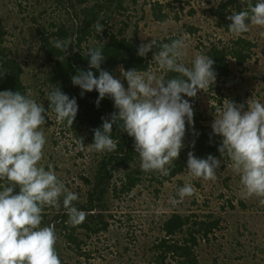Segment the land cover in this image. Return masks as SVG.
<instances>
[{"label":"clouds","instance_id":"clouds-1","mask_svg":"<svg viewBox=\"0 0 264 264\" xmlns=\"http://www.w3.org/2000/svg\"><path fill=\"white\" fill-rule=\"evenodd\" d=\"M227 19L232 21L228 30L235 36L247 33L250 25L264 29V0L232 12ZM94 27L96 33L104 29L99 21ZM259 35L264 38V31ZM51 43L64 52L72 44L67 40ZM153 46V40L141 43L137 54L146 56ZM188 47L187 38L179 37L163 43L153 53L152 60L159 71L176 74L169 79L151 70L121 69L127 88L120 79L101 68L105 59L102 49H88L89 70L79 71L71 78L72 83L81 88V95L96 90L99 93L97 106L108 96L118 110L111 113L110 119L102 117L103 123L93 130L94 142L88 144V150L115 151L118 142L111 133L113 125L122 121L123 131L134 138L141 170L169 174L166 166L179 158L184 147L185 121L193 123V108L182 94L195 97L199 90L207 91L216 80L214 60L210 56L195 54L190 67L184 62ZM91 69L99 71L98 77ZM31 95L30 90L27 95L19 91H0V264H61L55 248V226H41L45 207L59 209L63 197L67 223L72 226L81 224L87 215L75 207L73 202L79 199L78 195L58 178L53 166L49 164L46 170L39 163L46 143L41 126L46 123L47 110ZM46 98L56 113V120L73 126L78 112L76 98H70L58 87L48 91ZM211 127L213 134L222 137L218 151L222 157L227 155L231 169L240 178V197L258 198L259 204L264 206V103L249 99L245 110L244 104L237 105L226 99L222 105L215 106ZM79 150H85L81 138ZM220 165L221 161L210 154L202 159L188 153L187 169L191 177L214 181ZM17 186L19 192L15 193ZM195 192L194 186L186 183L178 189V196L183 200ZM170 202L178 201L170 198Z\"/></svg>","mask_w":264,"mask_h":264},{"label":"rangeland","instance_id":"rangeland-1","mask_svg":"<svg viewBox=\"0 0 264 264\" xmlns=\"http://www.w3.org/2000/svg\"><path fill=\"white\" fill-rule=\"evenodd\" d=\"M156 1L163 4L164 12L168 14L165 21L157 20L152 13L151 4ZM224 1L226 0H140L135 9L129 8L125 16L115 17L109 26H113L118 32L123 29L124 33L136 36L141 43L170 34H176L177 38L186 37L189 47L184 62L190 67L194 55L205 54L212 43L230 44L238 37L221 26L211 12L213 5ZM48 2L0 0V16L9 32L7 43L14 55L23 62V79L34 96L40 93L36 85L40 83L46 66L35 36L38 23L33 18L38 16V9L45 8ZM48 12H51L50 8ZM52 18L45 16L39 22H48ZM191 26L198 30L191 32ZM261 31L264 29L250 25L247 33L239 35L253 42L251 58L243 66H238L231 59V75L216 79L207 91L199 90L197 100L182 94L189 102L195 101L197 114L202 115L201 122L212 132L215 106L222 105L226 99L237 105L244 104L245 110L249 99L264 103V38L259 35ZM150 70L164 75L158 70V66L151 67ZM120 75L118 79L127 88L126 80ZM41 127L46 143L40 165L47 170V166L51 164L58 178L78 195V200H86L93 185L91 180L100 154L95 150H88L89 143L85 134H79L73 128L63 131L54 118L47 119ZM80 138L85 144L84 151L79 150ZM183 144L181 151H185L188 145L187 142ZM217 159L221 161V165L214 181L191 177L185 171L161 184H151L147 177L131 192H118V197L109 192V212L113 214V218H110V230L92 239L86 238L84 230L79 231L80 238L87 242L86 249L93 250L97 246L102 248L101 253H91L90 257L79 256L77 250H73V247L70 249V245L62 237L57 239L56 251L70 264H120L119 254L130 247V251L121 258L127 262L125 264H140L142 251L139 254V250H136V239L138 243L149 246L160 235V222L170 214L180 212L205 216L214 213L222 220L221 228L215 231L209 244L200 248L202 264H264V206L255 197L242 199L240 178L231 169L229 158L225 155L218 156ZM186 183H191L196 192L181 200L178 189ZM170 198H175L178 202L172 204ZM240 200L246 203V207L240 205ZM194 201L196 202L193 203ZM230 203L235 206L231 207ZM215 259L218 263H215Z\"/></svg>","mask_w":264,"mask_h":264},{"label":"trees","instance_id":"trees-1","mask_svg":"<svg viewBox=\"0 0 264 264\" xmlns=\"http://www.w3.org/2000/svg\"><path fill=\"white\" fill-rule=\"evenodd\" d=\"M48 1L47 6L39 8L38 16L33 18L38 23L35 36L39 43V50L43 53L45 59L43 63L46 67L42 72L40 83L36 85L40 93L37 96L31 93V98L43 104L47 110L44 113L46 120L54 118L63 131L74 129L73 131L79 134H85L87 143L91 144L94 142L93 130L101 127L102 117L110 119L111 113L118 110L114 107V101L108 96L101 99L97 106L96 100L99 93L96 90L86 91L81 95V88L72 83L71 78L79 71L89 70L90 57L86 56L88 49L101 48L105 56L101 68L107 70L114 78H119L121 69L148 71L151 67L157 66L152 60L153 53L157 52L163 43L176 39L177 35L156 37L152 51H149L146 56H139L137 51L141 44L140 40L136 36L127 35L123 29L116 31L109 24L115 17L125 16L129 8L135 9L140 0ZM256 2L257 0H226L213 5L211 12L217 17L220 25L228 30L232 21L227 17L232 12L244 10L249 4L254 5ZM151 6L156 19L165 21L168 14L164 12L163 4L156 1ZM49 8L51 12H48ZM45 16L53 18L48 22L40 23L39 19ZM97 21L104 25L102 33L95 31L94 25ZM189 30L196 32L198 29L191 26ZM8 35L7 26L0 16V72H3L0 75V91H19L27 95L29 89L23 79L25 73L23 62L14 55L11 46L7 43ZM57 40L71 41L72 44H69L64 52L53 47L51 42ZM252 48V41L247 37L238 36L230 44L212 43L205 55L214 60L213 69L216 79H221L231 75V59H234L238 66H243L251 58ZM91 70L98 77L99 71ZM164 75H167L165 79H169L176 74L164 73ZM53 87L60 88L70 98H76L78 112L71 127L67 125V121L58 122L56 113L49 107L50 101L47 100L46 93ZM192 98L197 100L198 95ZM194 103V100L190 101L194 113L193 123L189 124L187 119L185 121L186 130L183 142L188 143L187 148L179 153V158L174 160L172 165L166 166L170 169L168 175L141 170L139 155L134 149V138L123 131L121 127L123 122L118 121L117 125H113L111 133L112 138L118 142L117 149L111 153L98 152L100 156L95 164L91 190L86 200L73 202L75 207L86 212V219L77 226L67 223L68 216L62 206V197L59 209L45 207L41 226L54 225L57 239L62 237L70 245V249L73 247V250H77L79 256L90 257L91 253H101L102 248L97 246L93 250L86 249L87 242L80 238L79 231L84 230L86 238L92 239L110 230V218H113V214L109 212V192L116 197H118V192L119 194L129 193L147 177L151 184H161L172 180L180 173L188 171L189 152L202 159L209 154L216 158L221 156L218 151L222 142L221 136L213 134L201 122L202 115L197 114V104ZM14 192H19L18 186ZM239 203L242 207H246L243 200ZM230 206L235 205L230 203ZM221 221V218L214 213L199 216L194 213L173 212L160 222L158 228L160 235L149 246L138 243L136 239V250H139V254L142 251L140 264H202V254L199 250L202 245L209 244L213 240L215 231L221 228ZM57 247L56 243L55 248ZM130 249L129 247L126 252L119 254L120 264L127 263L121 257L125 256ZM113 252L118 254L117 251ZM58 255L62 264H70L62 255L59 253ZM215 263H218L217 259Z\"/></svg>","mask_w":264,"mask_h":264}]
</instances>
